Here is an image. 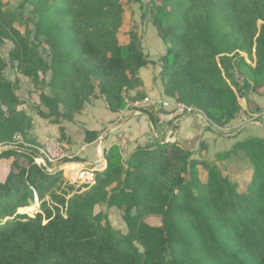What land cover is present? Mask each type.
Listing matches in <instances>:
<instances>
[{"label": "trees", "instance_id": "obj_1", "mask_svg": "<svg viewBox=\"0 0 264 264\" xmlns=\"http://www.w3.org/2000/svg\"><path fill=\"white\" fill-rule=\"evenodd\" d=\"M143 1L166 45L165 94L203 112L209 129L237 119L240 99L264 93V0H23L28 18L0 0V48L13 42L10 62L48 109L38 106L39 115L72 120L100 96L113 112L126 107L140 69L156 64L135 21L123 30ZM18 20L34 23L35 34L29 25L21 32ZM7 64L0 53V145L9 146L0 161L12 159L0 181V264H264V137L235 142L218 161L178 142L137 145L127 157L113 143L95 184L77 191L61 169L35 162L33 118L20 108L21 80L6 77ZM148 114L156 127L159 118ZM236 158L250 164L245 179L220 164ZM36 195L41 210L30 215ZM104 207L119 210L124 226Z\"/></svg>", "mask_w": 264, "mask_h": 264}, {"label": "crops", "instance_id": "obj_2", "mask_svg": "<svg viewBox=\"0 0 264 264\" xmlns=\"http://www.w3.org/2000/svg\"><path fill=\"white\" fill-rule=\"evenodd\" d=\"M159 39L154 41L153 46L150 47H148L147 41L143 39L145 53L156 64H149L140 69L139 76L142 83L137 88L129 91V95L126 97L127 105L124 109L113 112L109 109L106 99L100 96L87 103L85 108L77 113L72 120H63L61 123H54L38 114L29 112L33 118L31 138L41 143L47 140H58L69 153L71 152L74 154L73 156L81 159L80 161H74L73 165L70 164L71 167L100 165L101 171L107 167L103 147L106 150L113 143L119 144L125 153L126 149L132 150L137 145L178 142L194 151L197 156L200 152L198 149L203 144L207 147V153L213 150H229L237 140L248 137L249 134L246 131L249 128L253 126L264 127V93L250 96L248 99L247 109L251 107L252 111L249 110L254 121L241 126L239 124L240 119L237 118L225 126L228 130L236 129L237 134L219 131L215 127L209 129V124L199 115L192 114L181 117L176 121H163L158 116L159 109L135 107L133 102L145 96L155 99H173L165 94L159 76L161 71L160 58L166 52L165 43L160 37ZM18 76L21 78L20 91H22L19 95L24 98L30 92V88H26L25 85L31 83L34 86V83L31 78L21 73H18ZM140 95L141 97H137ZM42 109L44 110V107ZM147 111L154 112L159 118L156 127L153 125ZM89 131L97 132L98 138L88 142L87 137L89 135H87V132ZM5 179L0 178V181Z\"/></svg>", "mask_w": 264, "mask_h": 264}, {"label": "rangeland", "instance_id": "obj_3", "mask_svg": "<svg viewBox=\"0 0 264 264\" xmlns=\"http://www.w3.org/2000/svg\"><path fill=\"white\" fill-rule=\"evenodd\" d=\"M3 1L8 5L7 8L9 10L15 11L16 13L21 14L22 18H28V17H31L33 15L32 11H31L32 7L29 6V5L26 6V8H24V9H20V5L23 2V0H3ZM145 4H146V1H143L141 3H134L133 4V13H129V11H128L127 18L125 20L126 25L123 28V30L128 28V27H130V25L132 24V20L135 21V23L138 25V32H139V35L141 37L142 44H143V39H145L147 41L148 47H150V46H153L154 41H158L160 39H159V34L157 32L156 27L151 22L150 14L148 13L147 16L144 15V12H145L144 11V6H145ZM27 25H29V27H30V29L32 31V34L34 35L35 32H36V30H35L36 26H35L34 23L25 24L24 22H22L20 20H18L16 22V26L20 29L21 32H25L26 31ZM127 40H128V35H126V34H124L122 32L121 41L124 43ZM148 40H149V42H148ZM12 47H13V42L11 40H6L5 44L2 45V47L0 48V53L8 62L7 68H6V71H5L6 77L8 79H10V80H16V79H18L20 77L18 76L19 71L17 69V66H14L10 62L9 52H10V49ZM144 51H145V48H144ZM45 56H47V55H45ZM20 80H21V78H20ZM22 84L24 85L23 82H22ZM25 87L26 88L27 87L30 88L29 89L30 92H29L28 95L25 94L26 97H24V98L22 97L23 100H25V103L22 106H20V108L26 110L28 113L31 112L33 114H38L37 113V110H38L37 107L40 106V103H41L40 91L38 90L37 86H35V85L33 86V84H31V83L26 84ZM45 90L48 92L49 91L48 87H46ZM261 90H264V87L261 88ZM21 92L22 91H20V88H19L17 90V93L21 94ZM24 92H25V90H24ZM253 95H257V94L252 93V94L249 95V97L253 96ZM240 102H241V104L243 106V112L238 117V119H240L239 124L241 126H244L246 123L247 124L251 123V121H254V120L251 117L252 116L251 115V111H252L251 107L249 108L251 111L249 109H247L248 108L247 103H249V101H247L246 99L242 98V99H240ZM43 107H44V110L48 111V109L45 106H42V107L40 106V108H43ZM199 112H201V111H199ZM204 116L207 119V121L209 122L208 117L205 114H204ZM49 120L52 121V119H49ZM213 127H215V129H217L219 131H224V132H227L229 134H231V133L237 134L238 133L236 129L228 130L225 127H217V126H213ZM246 132L249 134L248 137H251V136H262V137H264V127L253 126V127L249 128V130H247ZM237 141H239V140H237ZM20 142H21V144L23 143L21 140H20ZM0 146H3V144H1ZM28 146L32 147V149H34L37 152H39L38 147H42L43 143H41L39 141L38 145H28ZM4 149H6V148H4ZM200 149H198V150H200ZM130 150L131 149H126L125 153L123 152L125 157L128 156ZM222 151H227V150H220V151L213 150L212 152L207 153V147H206L205 153H203L201 155H197V157H199V158L204 157L205 159L210 160V161H218V154H219V152H222ZM69 154H70V156H72L71 159L65 158V159L58 160L55 163H49L48 171L54 172L55 170L61 169L64 172L65 178L68 180V182L76 186V190L77 191H79V190L85 191L89 187H84L83 185H80L78 182L77 183H73L74 174H76V170L73 167H71L70 164H68L69 160H72V161L76 162V160L80 161L81 159L79 157L73 156L74 154L71 153V152ZM244 161L240 160L239 158H236L235 160L234 159H230V160H226V161H220V164H221L222 168L224 169V171L225 172H229L232 175L233 178H237L238 177L240 179H245V178L248 177V173L250 171L249 170L250 169V164L245 165ZM11 162H12V159H3V160H1V162H0V178L3 179V178L7 177L8 173L10 171ZM66 164H67V166H66ZM240 164H242L243 166L240 165ZM66 167L69 168V172H70L69 174H67ZM46 198L49 201L51 200L49 195H47ZM33 205L34 206L31 207L32 211L31 212H27L30 215H34L36 212L41 210V202L35 201V203ZM104 209L109 212V216H110V218L112 220V223L114 224V226L116 228H121V227L124 226V224H123V222L121 220V213H120L119 210L112 209V210L109 211L105 207H104ZM97 210H98V208H97ZM148 221L151 224L158 225V224L161 223V217H159V216H151V217L148 218Z\"/></svg>", "mask_w": 264, "mask_h": 264}, {"label": "built area", "instance_id": "obj_4", "mask_svg": "<svg viewBox=\"0 0 264 264\" xmlns=\"http://www.w3.org/2000/svg\"><path fill=\"white\" fill-rule=\"evenodd\" d=\"M137 108H156L159 109L158 116L163 121H176L181 117L192 115L199 112L194 106L175 99H155L150 96H145L133 102ZM22 141V140H21ZM23 142V141H22ZM39 152L35 156L37 164H43L49 169V163H55L58 160L69 158L71 159L68 150L58 140H47L42 147H38ZM74 161L69 160L68 164L73 165ZM99 166H82L76 174H74L73 183L80 185H93L96 182L97 174L100 171Z\"/></svg>", "mask_w": 264, "mask_h": 264}, {"label": "water", "instance_id": "obj_5", "mask_svg": "<svg viewBox=\"0 0 264 264\" xmlns=\"http://www.w3.org/2000/svg\"><path fill=\"white\" fill-rule=\"evenodd\" d=\"M194 115H199V116H202L205 121L209 124V122L207 121V119L205 118L204 114L202 112H195ZM9 146L8 145H3V146H0V152L4 149V148H8ZM105 151V148L103 147V152ZM36 201H38V196L36 195Z\"/></svg>", "mask_w": 264, "mask_h": 264}, {"label": "bare ground", "instance_id": "obj_6", "mask_svg": "<svg viewBox=\"0 0 264 264\" xmlns=\"http://www.w3.org/2000/svg\"><path fill=\"white\" fill-rule=\"evenodd\" d=\"M81 167H82V166H81ZM81 167H80V166H79V167H78V166H75L74 169H75L76 172H77V170L80 169Z\"/></svg>", "mask_w": 264, "mask_h": 264}]
</instances>
